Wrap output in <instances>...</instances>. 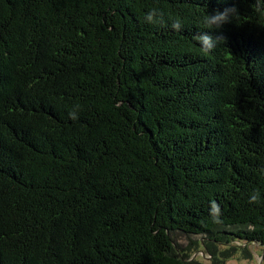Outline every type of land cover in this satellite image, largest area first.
Wrapping results in <instances>:
<instances>
[{
  "label": "trees",
  "instance_id": "16d2710c",
  "mask_svg": "<svg viewBox=\"0 0 264 264\" xmlns=\"http://www.w3.org/2000/svg\"><path fill=\"white\" fill-rule=\"evenodd\" d=\"M203 32L225 42L202 51ZM250 245L264 0H0V264H225Z\"/></svg>",
  "mask_w": 264,
  "mask_h": 264
},
{
  "label": "clouds",
  "instance_id": "9594fccd",
  "mask_svg": "<svg viewBox=\"0 0 264 264\" xmlns=\"http://www.w3.org/2000/svg\"><path fill=\"white\" fill-rule=\"evenodd\" d=\"M238 14V9L236 7L225 8L223 11L216 10L205 17L204 23L218 32L224 25L231 23ZM156 15L157 13L154 10L149 12L148 14H146V21L149 23H153L154 17H156ZM181 27L182 26L179 21L172 24V28L174 30L179 31ZM194 39L200 44L201 50L205 52L212 51L220 41L225 42V37H223L222 35L214 36L209 32L197 33ZM71 118L76 119L77 117ZM257 199L258 197L254 195L251 198L250 203L256 202ZM211 208L213 215L217 216L220 212L219 206L215 202H212Z\"/></svg>",
  "mask_w": 264,
  "mask_h": 264
},
{
  "label": "rangeland",
  "instance_id": "374dc122",
  "mask_svg": "<svg viewBox=\"0 0 264 264\" xmlns=\"http://www.w3.org/2000/svg\"><path fill=\"white\" fill-rule=\"evenodd\" d=\"M189 244L188 240H179V245L181 247L188 248ZM233 245L237 246L238 243ZM248 250L251 254L249 259H245L244 256L237 254L233 258L229 259L225 264H264V248L258 245H250ZM196 259L202 264H209L210 262L209 257H206L204 254H201V257L199 255L196 256Z\"/></svg>",
  "mask_w": 264,
  "mask_h": 264
}]
</instances>
